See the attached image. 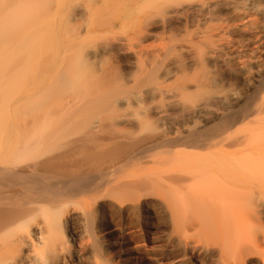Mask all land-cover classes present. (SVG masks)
<instances>
[{
	"label": "bare ground",
	"instance_id": "1",
	"mask_svg": "<svg viewBox=\"0 0 264 264\" xmlns=\"http://www.w3.org/2000/svg\"><path fill=\"white\" fill-rule=\"evenodd\" d=\"M77 1L0 0V264H264V0Z\"/></svg>",
	"mask_w": 264,
	"mask_h": 264
},
{
	"label": "rangeland",
	"instance_id": "2",
	"mask_svg": "<svg viewBox=\"0 0 264 264\" xmlns=\"http://www.w3.org/2000/svg\"><path fill=\"white\" fill-rule=\"evenodd\" d=\"M77 2L79 5H83L80 0ZM79 8L82 7L77 6L73 12L70 10L69 16H73L72 14L76 13ZM243 86L244 84L238 80L237 88L244 90ZM98 218L111 230L105 244L107 250L104 252L105 260L109 263L120 264L123 260L131 264H192L194 262L188 258L184 259L182 263L173 262V257L180 251V248L174 247L167 239L164 231L166 221L160 213L153 220L152 229L145 228L138 218L127 215L109 216L100 213ZM68 225L66 224L67 228L71 227L75 230L78 228L77 224L71 222ZM89 226V230H94L92 223ZM120 253L123 254L118 261L117 255Z\"/></svg>",
	"mask_w": 264,
	"mask_h": 264
}]
</instances>
